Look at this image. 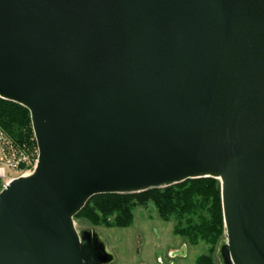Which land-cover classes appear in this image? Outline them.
<instances>
[{
    "label": "water",
    "instance_id": "95a60500",
    "mask_svg": "<svg viewBox=\"0 0 264 264\" xmlns=\"http://www.w3.org/2000/svg\"><path fill=\"white\" fill-rule=\"evenodd\" d=\"M0 98L38 146L0 192V264H113L75 224L93 196L206 177L220 262L264 264V0H0Z\"/></svg>",
    "mask_w": 264,
    "mask_h": 264
},
{
    "label": "trees",
    "instance_id": "16d2710c",
    "mask_svg": "<svg viewBox=\"0 0 264 264\" xmlns=\"http://www.w3.org/2000/svg\"><path fill=\"white\" fill-rule=\"evenodd\" d=\"M0 131L13 143L30 151L38 150L31 114L26 107L0 98ZM150 203L158 209L163 220L174 218L178 221L176 234L191 244L204 241L211 246V254L200 256L196 264H217L215 247L224 240L226 227L222 185L216 178L188 179L140 193L99 194L93 196L74 219H84L95 226L127 228L134 221V210Z\"/></svg>",
    "mask_w": 264,
    "mask_h": 264
},
{
    "label": "rangeland",
    "instance_id": "374dc122",
    "mask_svg": "<svg viewBox=\"0 0 264 264\" xmlns=\"http://www.w3.org/2000/svg\"><path fill=\"white\" fill-rule=\"evenodd\" d=\"M0 133L3 132L0 131ZM5 136L6 142L0 139V166L5 165L2 150L10 151V146H7L6 143L12 144L19 150L25 149L13 143L7 135ZM30 154L32 161L27 162L30 164L28 167L25 166L28 164H21L19 167L17 166L18 168L6 166V177L1 178L0 175V192L11 179L33 171L38 150H31ZM134 214V221L127 228L95 226L84 219H75V224L78 230L93 228L100 232L106 241L109 252L115 256L113 264H171L170 253L176 250H184V254L177 255L173 259V264H196L200 256L211 254V246L206 242L200 241L194 245L185 237L176 234L175 228L178 221L174 218L170 221L163 220L153 203L148 206H138L134 210ZM223 239H226V232ZM220 242L222 243V241ZM220 242L214 252L217 264H222L217 256Z\"/></svg>",
    "mask_w": 264,
    "mask_h": 264
},
{
    "label": "built area",
    "instance_id": "2783aa9c",
    "mask_svg": "<svg viewBox=\"0 0 264 264\" xmlns=\"http://www.w3.org/2000/svg\"><path fill=\"white\" fill-rule=\"evenodd\" d=\"M6 136L3 133H0V139L4 140V142H6ZM7 146H10V151L6 152L5 150H2V156H3V160L5 165L0 166V175L1 178H5L6 177V166L8 167H19L21 164H28L25 166H29L30 161H32V157L30 154V151L27 149H22L19 150L17 147L13 146L12 144L10 145L9 143H6ZM20 157H19V155ZM12 155V156H10ZM29 162V163H27ZM37 163V160L36 162ZM36 165V164H35ZM17 167V168H18Z\"/></svg>",
    "mask_w": 264,
    "mask_h": 264
},
{
    "label": "flooded vegetation",
    "instance_id": "af4514ba",
    "mask_svg": "<svg viewBox=\"0 0 264 264\" xmlns=\"http://www.w3.org/2000/svg\"><path fill=\"white\" fill-rule=\"evenodd\" d=\"M184 252V250H181V251H178V250H176V251H172L171 253H170V257H171V259H170V263L171 264H173L174 262H173V259L177 256V255H180V253H183Z\"/></svg>",
    "mask_w": 264,
    "mask_h": 264
}]
</instances>
